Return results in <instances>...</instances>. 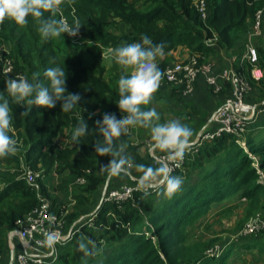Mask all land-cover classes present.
<instances>
[{
    "label": "trees",
    "instance_id": "obj_1",
    "mask_svg": "<svg viewBox=\"0 0 264 264\" xmlns=\"http://www.w3.org/2000/svg\"><path fill=\"white\" fill-rule=\"evenodd\" d=\"M205 2L207 17L202 20L194 0H64L63 18L70 25L76 21L82 25L79 35L88 44L81 46L73 44L67 33L60 38L42 39L31 17L25 27L7 19L0 25V43L10 49L2 58L13 61L15 72L29 81L38 74V82L47 86L44 72L59 65L66 71L67 92L79 93L82 97L67 113L61 110L62 101L55 108L46 109L16 104L8 97L13 116L10 135L16 139L18 151L0 158V255L8 252L6 233L40 202L37 192L21 177L23 165L41 173L42 178L37 180L40 194L51 201L53 211L60 205L47 191L46 176L56 173L73 182L78 178L85 180L84 184H77L83 194L72 195L75 204L65 217L68 228L80 215L87 214L92 203L95 208L91 216L74 226L71 239L58 247L56 261L46 264H226L231 248L218 258H209L205 250L211 243L202 240L189 245L187 229L209 214L214 205L245 200L254 208L264 200V186L257 182V168L249 157L250 153L255 154L258 169L264 172V111L255 120L245 121V147L234 136L222 134L203 142L196 155L187 157L181 171L173 174L183 177L184 183L171 199L158 195L162 192L159 188L147 196L135 191L121 202L100 200L106 182V192L133 182L128 176L109 178L102 173L100 167L107 165L111 157L98 156L94 148L98 140L102 142L96 121L102 120L105 113H114L117 119L126 115L117 104L118 80L125 74L124 70L114 60L106 65L100 49L140 42L142 35L149 37L153 44L162 43L168 58L179 47L186 48L191 56H198L200 64L220 51L232 53L238 57L232 65L234 71L251 87V103L261 105L264 101V0ZM139 4L142 8L149 7L144 10ZM260 10L263 11L261 36L254 45L257 66L263 76L255 81L250 77V66L241 57L247 32ZM123 28L124 33L116 34ZM166 64L162 60L158 66L163 71ZM200 82L211 93L201 77L197 78L195 89ZM220 85L219 96L227 98L230 84L220 82ZM5 87L0 75V93L7 97ZM83 118L89 129L76 144L71 139L72 132ZM132 130L134 127L116 143L127 145L126 153L135 163L152 166L150 156L142 157L139 148L132 144ZM59 136L66 141L62 147L54 144ZM262 235L249 236L245 241L247 238H244L238 249L254 250L261 255L264 248L259 238L254 237ZM81 239L95 242V255L85 257L78 250Z\"/></svg>",
    "mask_w": 264,
    "mask_h": 264
},
{
    "label": "clouds",
    "instance_id": "obj_2",
    "mask_svg": "<svg viewBox=\"0 0 264 264\" xmlns=\"http://www.w3.org/2000/svg\"><path fill=\"white\" fill-rule=\"evenodd\" d=\"M63 4L64 0H0V25L7 19L25 27L31 17L44 40L60 38L65 33L75 37L82 25L79 21L70 25L63 18ZM109 53L125 73L118 80L117 104L119 110L126 115L117 119L114 113H105L102 120L96 121V131L102 137V142L98 140L94 144L95 152L98 156L111 157L107 165L100 167V171L106 173L109 178H120L129 176L135 169L141 173L138 190L145 196L149 195V188L156 187L162 188L158 195L171 199L181 190L184 180L181 176L171 174L173 169L170 164H174L176 168L181 166L193 146V130L179 119L160 123L156 108H147L153 102L163 79L164 73L157 60L165 55L164 45L153 44L149 37L142 35L140 42L109 49ZM43 75L49 82L47 86L38 82V74H34L31 81L20 75L5 82L7 97L0 93V158L15 155L18 151L17 141L10 135L13 131V116L8 97L16 104L46 109L55 108L57 102L62 101L61 110L65 113L73 110L82 100L79 93L67 92L64 67H50ZM130 127L150 131V150L164 154L163 159L157 161L158 166L135 163L126 153L127 145L123 142L116 143L128 134ZM88 129V124L83 118L72 132V141L79 144L80 138L87 135ZM44 235L46 246L51 247L57 242L56 234L45 232ZM78 250L85 257L92 256L96 254V244L92 240L85 242L81 239L78 241Z\"/></svg>",
    "mask_w": 264,
    "mask_h": 264
},
{
    "label": "built area",
    "instance_id": "obj_3",
    "mask_svg": "<svg viewBox=\"0 0 264 264\" xmlns=\"http://www.w3.org/2000/svg\"><path fill=\"white\" fill-rule=\"evenodd\" d=\"M194 6L200 18L205 20L207 17L205 0H194ZM262 16L263 11L256 12L247 32L245 51L241 57V61H245L250 66V77L255 81H259L263 76L262 71L257 66V53L254 45V41L261 36ZM197 58L198 56L190 55L185 61L167 63L163 69L164 75L159 88L164 86L177 87L183 96H187L195 90V82L197 78L201 77L214 94L221 91L220 82H228L231 91L230 95L213 113L211 129L201 134L198 140L192 143L193 146L185 156L181 166L176 168L174 164H170L173 169L172 175L181 171L187 157H193L197 154L203 142L211 141L222 134L234 136L236 142L245 147V121L255 120L264 111V101L260 106L248 102L247 98L251 93V87L236 74L233 67L223 68L217 72L213 61L208 60V62L200 64ZM0 71L5 82L10 78L22 75L15 72L13 61L8 57L2 58V55H0ZM149 156L152 166L156 167L158 166L157 161L162 160L164 154L149 150ZM249 157L254 161L253 166L257 168V182L264 186V172L258 169V158L252 153L249 154ZM21 169V177L37 192L40 202L29 214L17 221L14 228L7 233V247L11 253L10 264L53 263L57 259L58 247L71 239L75 224L66 230L67 221L65 217L67 213L64 207L60 205L56 207V209L58 208L57 211H53L51 201L41 196L40 185L37 181L42 178L41 173L34 172L23 165ZM130 180L133 184H122L117 189L105 191L103 200L121 202L130 198L133 192L140 191L138 190V181L131 177ZM76 182L81 185L85 183V180L78 178ZM158 189L156 187L149 188L148 192L155 193ZM45 232H52L57 236V242L51 247L44 244ZM238 232L239 234L235 235L234 243L249 236L264 235V215H256L251 218ZM219 250L217 247L208 248L205 255L209 258H218L220 256H218Z\"/></svg>",
    "mask_w": 264,
    "mask_h": 264
},
{
    "label": "rangeland",
    "instance_id": "obj_4",
    "mask_svg": "<svg viewBox=\"0 0 264 264\" xmlns=\"http://www.w3.org/2000/svg\"><path fill=\"white\" fill-rule=\"evenodd\" d=\"M138 6L139 8L141 7L140 4ZM148 7L149 6H146L144 8L141 7V8L146 10ZM124 32L125 30L123 28V31L120 30L116 32V34H121ZM68 37L72 40L73 44H78L79 46L88 44L86 41L82 39L79 33L75 37H71L69 35ZM109 49L111 48L101 47L100 49V51L102 52L100 54L101 58L103 59L106 65H108L110 61L113 60L109 53ZM9 50H10L9 46L5 45V43H0V55H2L4 52H8ZM157 63L159 64V62ZM169 89L172 90L173 88L171 86H168L165 89H163L161 92L163 91L170 92ZM157 94H159V92ZM175 96L178 97L179 99L177 98L174 100H168L163 95H161V97L160 95L156 96L153 102L151 103V107H155L157 112L159 113L160 123H165L171 119H179L181 120L182 123L187 124L189 127H191L192 130H194L193 136L191 138L193 143L196 140H198L201 134L208 132L211 129V126H209L207 129L197 132L196 129L202 126L199 118L200 115L195 116L196 115L195 112L190 111L192 116L189 115L190 118H188L187 116L188 107L186 108L185 106H188L187 103H189V99L183 100L182 99L184 98L183 95L181 94L182 98H180L179 93H176ZM249 100L250 101L248 102L251 103L252 96L249 97ZM216 104L217 103H215L213 106H209V108L214 107ZM218 107H216L209 114L210 116L209 118H211L212 114L215 112V110ZM206 110L203 109L202 114H204ZM136 128L131 131V135L134 136L132 137L133 141L136 142L137 140L139 141L143 140L150 145L151 144L150 131L139 127ZM54 144L55 146H58V138L54 141ZM60 146L61 147L63 146L62 143ZM255 157L258 158L256 155ZM252 162L254 161L252 160ZM50 177L51 179L57 177V183L53 187V189H51V191H55V193L57 194L56 196L60 197V199L63 202L61 203V205L64 207L66 213L69 214L72 211V207L75 204L72 195L78 193L83 194L81 187L78 185H74L72 179H69L65 175L61 177L56 173H52L48 176V178ZM128 177L129 178L131 177L138 181L140 175L137 173L135 169H133ZM192 178L194 179V175L192 176ZM1 186L2 184H0V188ZM103 193H104V188L102 189L101 197ZM95 205H96V201L94 202V206ZM92 207H93V203L91 207L89 206V211L87 212V214L85 213L79 216V218L77 219V223L85 221L86 218H88L93 213L95 208ZM252 207L253 206L248 202H246L245 200L243 201L233 200L227 203V205L223 202L218 205L212 206L211 210L209 211V214H207L194 226L187 229V243L190 245L201 242L202 240H204L203 242H210L211 244L209 248L217 247L218 249H220L218 251V256L219 255L221 256L225 251L231 248L230 255L226 260V264H263L264 263V260L262 262V259L264 258V253H262L263 251L260 252L262 253L260 255L258 252L254 250L246 251L241 248L238 249L240 241L237 243L233 242L235 235L239 234L238 231L243 227V225L246 222H248V220L255 217L256 215H261V216L264 215L263 199H261L254 208ZM254 238H259V244L262 248H264V235L259 237L257 236ZM245 240H248V238L244 239V241ZM8 260H9L8 252L0 256V264H8Z\"/></svg>",
    "mask_w": 264,
    "mask_h": 264
},
{
    "label": "crops",
    "instance_id": "obj_5",
    "mask_svg": "<svg viewBox=\"0 0 264 264\" xmlns=\"http://www.w3.org/2000/svg\"><path fill=\"white\" fill-rule=\"evenodd\" d=\"M189 56H190V54H189V52H188V50L186 48L179 47L175 52L170 54V58H168L169 55L165 54L162 58H158L157 62L160 63L162 60H165L167 63L185 61V60H187L189 58ZM237 58L238 57L233 55L232 53H224L223 51H220V52H218V55L214 56L213 58H210L209 61H213L214 62L215 71L218 72L219 70H221L223 68L232 67V65L234 63L233 61L236 60ZM198 85L199 86H198L197 89H195L190 95L183 96L184 98H182L180 90H178L177 87H174L173 88L174 91H172V92H171L170 89H169L170 92H166V91L161 92L162 90L159 91V89H160L159 88L158 89L159 94L155 93V95H154V98L156 96L160 95V97H161V95H163L168 100H174V99L178 98V97L175 96L176 93H179L180 94V98H182L183 100L189 99V103H187L188 106L184 105L186 108L188 107V112H187L188 118H190L189 115H191L190 111L195 112V114H196L195 116L200 115L199 118H200V123H201L202 126L198 127V129H196L197 132H199L201 130H204V129H207L209 126H212V124H211L212 116H211V118H209L210 117L209 114L216 107L220 106V104L222 103V101L225 98L223 96H219V93L218 94H214L212 91L210 93L208 91V89L206 88V86L202 82H200ZM215 103H217V104L214 107L209 108V106H213ZM203 109H205V110L207 109L204 114H202ZM135 128L136 127H134V129ZM132 137H134V136L131 135V142H132L133 145H135V146H137L139 148V151H140L142 157H144V156L146 157L147 155L149 156L150 145L148 143H146L145 141H143V140H140V141L137 140L136 142H134ZM61 143H62V145L66 144V141H65L63 136H59L58 137V146H60ZM153 152L154 153H160L159 151H153ZM76 180L73 182L74 185L78 184L76 182ZM59 182H60V180H59ZM121 182H125V181L121 180ZM56 183H57V177H55L54 179L53 178L51 179V177L50 178H48V177L45 178V186L47 188L48 193L50 194V197L52 199H55L57 201L58 205H61V203H63V202L60 199V197L56 196L57 194L55 193V191H51V189H53V187L56 185ZM103 188H104V193H105L106 188H107V182H106V184H105V186ZM69 190H70V188H69ZM74 224L76 225L77 222L73 223L72 225H74ZM70 227L68 228L66 226V230H69ZM7 233H6V246H7V238H8L7 237ZM7 249H8V247H7ZM8 255H9L8 264H10L11 253H10L9 249H8Z\"/></svg>",
    "mask_w": 264,
    "mask_h": 264
},
{
    "label": "water",
    "instance_id": "obj_6",
    "mask_svg": "<svg viewBox=\"0 0 264 264\" xmlns=\"http://www.w3.org/2000/svg\"><path fill=\"white\" fill-rule=\"evenodd\" d=\"M103 196H104V194L102 195L101 200H103Z\"/></svg>",
    "mask_w": 264,
    "mask_h": 264
}]
</instances>
